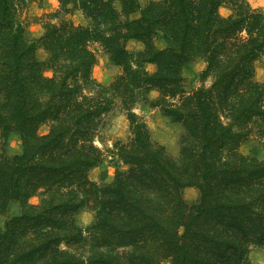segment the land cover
I'll use <instances>...</instances> for the list:
<instances>
[{"label": "trees", "instance_id": "16d2710c", "mask_svg": "<svg viewBox=\"0 0 264 264\" xmlns=\"http://www.w3.org/2000/svg\"><path fill=\"white\" fill-rule=\"evenodd\" d=\"M57 1L35 39L23 14L42 0H0V264H254L264 159L241 146L264 136V10L248 0ZM99 50L120 68L108 84L92 73ZM198 61L203 83L187 91L183 70ZM140 105L181 124L178 156L153 140ZM114 112L129 135L100 147ZM11 134L21 143L12 154ZM106 154L113 179L103 170L94 181Z\"/></svg>", "mask_w": 264, "mask_h": 264}, {"label": "rangeland", "instance_id": "374dc122", "mask_svg": "<svg viewBox=\"0 0 264 264\" xmlns=\"http://www.w3.org/2000/svg\"><path fill=\"white\" fill-rule=\"evenodd\" d=\"M148 0H140L142 4H145ZM249 3L255 8H262L264 10V0H248ZM58 7L57 0H42L41 3H31L25 14H23V21L26 27L27 35L29 38H38L43 29L41 24V17L46 12L54 11ZM220 13L228 15L230 10L225 4L220 7ZM134 17L138 16V13L133 14ZM74 22L84 23V19L80 13H75L72 17ZM160 46L162 42L157 41ZM143 44L137 40H129L127 42V48L130 50L142 49ZM39 58L44 59L46 57V51L39 47L36 51ZM149 69H153L152 65L147 66ZM205 63L198 61L191 67L183 70L184 85L187 91H191L198 87L202 81L199 79L200 72L204 69ZM120 68L117 65L111 64L102 51L97 53V61L92 69L93 76L104 84H108L113 77L119 72ZM49 74V72H47ZM255 77L264 81V57L255 62ZM208 80L204 83L208 84ZM155 91H152L150 96L154 97ZM136 113L143 116L146 120L150 134L153 140L162 144L165 149L174 156L179 155V137L182 132L181 124L170 121L167 117L163 116L156 108H151L148 105H140L136 109ZM48 130L46 125L39 128L40 133H45ZM129 121L127 117L120 112H114L108 119V124L102 132V141L96 140V144L103 148H108L112 145V142L116 139H126L129 135ZM21 143L17 134H11L9 136L6 150L12 154L20 151ZM241 149L246 154L256 155L260 159H264V136H253L249 141L241 146ZM108 154L103 163L97 167L92 168L89 171V177L100 182V173L103 170L107 171L105 178L106 182L113 179L115 167L109 163ZM183 196L187 201H193L197 197V190L194 187H185L183 189ZM32 202L36 201V198L31 199ZM19 212V204L13 202L10 205L9 214L15 215ZM77 222L82 226H87L93 219L92 213L88 209H82L76 215ZM5 221L4 217H0V225H3ZM250 260L254 264H264V246L259 249H254L250 252Z\"/></svg>", "mask_w": 264, "mask_h": 264}]
</instances>
